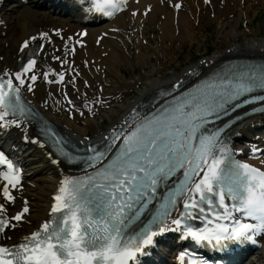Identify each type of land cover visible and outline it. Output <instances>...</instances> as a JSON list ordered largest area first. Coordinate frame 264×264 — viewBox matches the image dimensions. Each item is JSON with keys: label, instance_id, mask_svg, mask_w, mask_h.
<instances>
[{"label": "snow or ice", "instance_id": "1", "mask_svg": "<svg viewBox=\"0 0 264 264\" xmlns=\"http://www.w3.org/2000/svg\"><path fill=\"white\" fill-rule=\"evenodd\" d=\"M93 3L97 12L109 17L119 10V0ZM46 36L41 33L40 38ZM28 45L25 41L21 51ZM39 47L42 51L43 45ZM38 54L32 53L19 70L0 75V127H19L20 118L35 117L20 93L26 79L37 80ZM49 75L43 73L46 81ZM63 80L61 72L54 82ZM179 87L158 95L172 96ZM27 89L32 91V84ZM254 92H264V67L237 70L172 96L130 131L114 130L105 138L109 143L87 148L89 156L77 158L60 147L68 163L83 162L85 174L61 181L49 218L38 229L15 244H0V264H141L138 256L149 255L146 249L155 247V238L166 232H179L180 239L190 238L196 246L213 251L223 252L225 241L255 244V238L264 235V171L235 159L221 139L223 128L208 127L230 111L264 101V95L251 96ZM245 96L250 98L241 101ZM117 140L122 142L113 152ZM54 142L63 144L60 139ZM259 151L253 147V158ZM0 165L7 167L0 171V181H6L0 184V194L12 202L9 186L16 189L20 184V169L3 153ZM5 211L0 203V238L28 208L11 218ZM196 221L203 227L190 223ZM179 260L209 264L195 252L186 251Z\"/></svg>", "mask_w": 264, "mask_h": 264}, {"label": "bare ground", "instance_id": "2", "mask_svg": "<svg viewBox=\"0 0 264 264\" xmlns=\"http://www.w3.org/2000/svg\"><path fill=\"white\" fill-rule=\"evenodd\" d=\"M49 4L48 1L43 0H27L26 3L12 0L11 4L6 8L2 7L1 20L4 22L5 28L0 29L1 71L5 70L10 73L16 71L15 65L21 51V42L28 37L39 34L40 32L55 31L57 28L61 30L66 29V34H72L80 28L76 21H74V19L78 20V18L64 15L60 12H54L56 8L52 9ZM169 4L179 5V8L174 12ZM242 4L244 5L239 7ZM254 6H260L264 9V0H165V2L164 0H139L138 3L136 5L134 4L131 8V10H137L135 18H133L131 12L126 14L120 13L115 17L111 25L89 28L87 30L88 34L83 41L79 45L74 46L73 52L69 54V60L76 67L82 66L85 68L86 66L85 70L89 73L91 78L86 74V71H84L83 74L85 78L88 81H92L94 84L100 83L104 87L103 97L106 106L103 107L104 109L99 111L98 114L103 113L106 107L108 112H112L113 109L117 108V103L126 97L130 89L136 84H139V81H143V79H137L133 83L125 82L119 77L115 70L117 66L123 64L129 67L132 66L130 58H132L133 55H131L130 58H126L123 52L125 45L127 47L124 32L127 25H129L131 32L133 30H136L137 33L140 31L142 35L144 32L156 29L158 32L156 40L159 48L156 55L160 56L161 59H165L166 55L174 53L173 49L172 52L169 51L174 44L178 45L179 48L190 45L193 40H195V32L200 33L206 27L210 26L211 20L207 18V15H213L214 19L219 20L215 23L219 24L218 34H221V31L226 28L225 25L228 24L230 18L232 19L234 17L235 22L240 20L239 18L241 17L247 20L249 9L250 7L255 8ZM145 9H148L147 16L140 18V13L144 12ZM236 12H238L237 16L234 15ZM231 15L234 16L232 17ZM109 27L118 30V34H113L118 40L113 41L110 38H102L99 44L95 45V37L101 32L106 33V29ZM248 30H251V28ZM260 30L261 28L258 27L255 32L250 31L249 35L243 34V36L246 37H244V41L240 42L238 38L230 39V37L236 33L235 29H231L228 33L226 32V35L224 34V38L228 43H226V47L222 51H217L211 56L202 57L204 59L200 63L190 65V67H186L181 70V72L169 78L142 83L141 91L136 98L125 107H122L121 116L111 120L102 131L96 129L93 119H85L82 120V123H78L77 111L71 112L74 114V119L72 121H68L62 115L55 114L54 106L49 103H47V111L41 110V113L59 132L75 143H86L96 137L102 138L108 133L111 127H117L121 124L132 110H139L137 106H142L144 102L155 94L157 89L165 88L172 83L184 79L188 71L194 70L199 73L200 76H203L223 61L231 59H264V37H262L263 42L258 38L260 36ZM175 31H177V34H175ZM50 37L52 39L51 43H48L47 38L45 48L37 57L41 62L45 63V65L57 70V62L54 61V57H59V61H61L63 60L64 52L60 49L61 43L55 39L57 35L53 34V37ZM130 38L136 40L135 36L129 35L128 39ZM142 39L143 37L137 40L138 44H135L136 49H139L141 46L140 42ZM34 42H37V40ZM5 44L6 48L4 47ZM166 44L168 45L166 46ZM154 47L157 46L155 45ZM55 48L58 49L57 52H55ZM141 56L142 55L138 54L135 55L134 58L137 62H141L139 60ZM148 60H150L149 56L143 58V61L147 62ZM94 63L104 68L103 73L107 77L106 81H101V75H99V78H95L93 73L89 71L91 68L96 67ZM67 75L68 74L65 73V76ZM107 82L110 83V87L105 88ZM80 91H82V94L84 93L83 90ZM78 95L79 92H65V96L69 97L71 105L76 106L78 110L88 115V105L90 102L84 105L83 102L86 98L77 100L76 98ZM89 97L91 99V96ZM44 99L45 94L43 89L37 86L34 92L33 102L37 106L42 103ZM95 111V106H93L91 113L95 114ZM255 123V121L251 120L243 127L249 128V124ZM230 131L235 132L234 127L231 128ZM239 131L240 129H237L235 136L238 135ZM240 134H242V132ZM9 135L11 144L15 145L18 135L13 132H10ZM246 136L252 137L253 135L246 133ZM240 145L234 149H239ZM26 151H32V153L24 156ZM249 153V150H244L243 155L247 157ZM17 157L22 162L24 168L23 190L18 193L19 197L14 200L12 205H5V215L8 217L13 216L12 212L19 211L23 205H28L29 210L27 215L23 217L21 223H12L15 227L6 230L5 236L1 238L3 244H10L17 238L30 234L32 229L41 223L46 215L49 196L52 194L61 172L62 174L67 172V169L62 165L56 166L50 164V159H47L43 152L34 147H28L17 155ZM261 163L264 165V160H261ZM0 203L4 204L1 198ZM8 237L11 239H8ZM263 262L264 260L262 263Z\"/></svg>", "mask_w": 264, "mask_h": 264}, {"label": "rangeland", "instance_id": "3", "mask_svg": "<svg viewBox=\"0 0 264 264\" xmlns=\"http://www.w3.org/2000/svg\"><path fill=\"white\" fill-rule=\"evenodd\" d=\"M254 7L255 8L250 7V12H249L250 17L248 14V18H247L248 20H246L245 26H242L243 18H240V20L235 22V18L233 17L232 19L230 18L228 20V24L225 25L226 28L221 31V34H218L219 29L215 30L214 28L215 24L217 23H214V26L206 27L205 30H203L202 32L198 34L195 32V40H193L192 44L185 45V47L183 46L181 48H179L178 45L174 44L175 46L171 47V49L169 50L170 52H172V49H173L174 53H169L168 55L165 56L166 57L165 59H161L160 56L157 57L155 53L152 54L155 48L154 47L155 43L153 40L150 41V39L146 35H144V44L141 46L142 49L140 51L138 50L136 51L133 49L132 43L134 42H131V46H130L127 41L128 45H127V48H125V51L127 53L133 54V55L136 54V52L143 53V55L152 57V59L150 60L151 62L147 64V66L144 65L143 68L139 63L133 64L134 69H129L128 66L126 65L119 66L116 69V71L118 70L117 72L120 75H122V77L124 78L126 82H130L132 81V79H135L136 75L149 76L152 70V67L154 66V67L161 68L160 72L155 73L153 77H149L147 79L148 81H146L147 83H149L150 81L153 82L154 80H163V79L169 78L181 72V70L185 69L186 67H190V65H193L194 63H196V61L200 59V57H203L205 55V52H204L205 47H210L212 49L211 53L213 54L217 51H222L226 47V43H228V41L224 38V36L226 35V32L228 33L229 31H231V29L232 30L235 29L236 33H234L232 37H230V39L237 38V36L243 32L244 28L249 27L250 20L253 18L256 19V23L254 25L250 24L251 29L253 28V32H255L257 27L261 28L259 32L260 36L258 38L262 41V37H264V9L260 6L258 7L254 6ZM207 17L210 18V15L209 16L207 15ZM244 37L246 36L242 35L241 38H238L239 41L240 42L244 41ZM208 56H211V55H208ZM137 92H140L139 84L133 87V91L131 92V94L128 95L126 98H124L120 102V104L121 105L125 104L128 100H131L134 97L131 100L133 101L136 98ZM118 112H120L119 105H118V109H114V111H112L111 114H104L105 117H102V115L98 116L95 118L94 121L96 122V125H103L102 123H106V121H108L111 117H115L116 115H118ZM242 264H248V260L244 261Z\"/></svg>", "mask_w": 264, "mask_h": 264}]
</instances>
